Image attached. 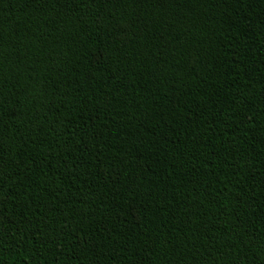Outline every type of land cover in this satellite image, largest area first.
<instances>
[{
  "label": "trees",
  "instance_id": "1",
  "mask_svg": "<svg viewBox=\"0 0 264 264\" xmlns=\"http://www.w3.org/2000/svg\"><path fill=\"white\" fill-rule=\"evenodd\" d=\"M0 264H264V0H0Z\"/></svg>",
  "mask_w": 264,
  "mask_h": 264
}]
</instances>
